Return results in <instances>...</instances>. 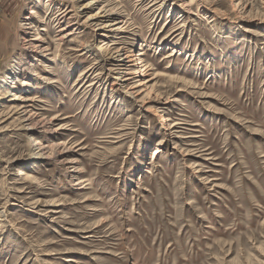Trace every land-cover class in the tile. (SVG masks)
<instances>
[{
	"label": "rangeland",
	"instance_id": "rangeland-1",
	"mask_svg": "<svg viewBox=\"0 0 264 264\" xmlns=\"http://www.w3.org/2000/svg\"><path fill=\"white\" fill-rule=\"evenodd\" d=\"M65 1L0 0V264H264V0L73 1L61 41ZM14 93L63 128H3Z\"/></svg>",
	"mask_w": 264,
	"mask_h": 264
},
{
	"label": "bare ground",
	"instance_id": "bare-ground-1",
	"mask_svg": "<svg viewBox=\"0 0 264 264\" xmlns=\"http://www.w3.org/2000/svg\"><path fill=\"white\" fill-rule=\"evenodd\" d=\"M47 1H50V0H47ZM73 1H78V0H72V1L70 0V2L65 1L67 3L64 4V5H61V7H59L58 11H60V12L57 14V17L55 18L56 24L58 25V29H57L58 33H57V35H59V37L58 38L56 37V38L61 40V41H63L65 37H68L71 34L70 33V31H71L70 29L73 26L72 25L73 21H72V16L69 15V13L71 14V12H72V13L77 14V8L75 7ZM88 6H89V2L86 5H82L83 10L86 7H88ZM34 13H35L34 10H29V12H28L29 15L23 17L22 24H21V27L23 29L22 32H21L22 37H20L22 40H24L27 37V33H28L27 30H34V28L37 27V24H38L39 21H37L35 19L34 15H33ZM97 15L88 16L87 19L85 20V22L89 26L93 27L94 30L101 31V32H99L101 34V36L107 37L108 34H109V30L110 31L112 30L113 32L114 31H118V30H123V28H124V24H122L123 21H115L117 19H111L110 20L111 21L110 24L109 23L108 24H103V22H99L100 20H97L96 17H99ZM119 23H121V24H119ZM117 24H119V25H117ZM75 25H78V21L75 22ZM110 25H114V26L117 25V26L113 27V29H109L108 30L107 27L110 26ZM38 38L39 37H36L34 39H29V41L27 42V43H29L28 46H30L29 49L32 48L31 50H29L28 47L25 46V44H22V46H21L20 53L23 55L24 61H22V63H20L21 67H19V65H18V70H17L18 71V75L16 74L15 76H12V77H14V79H17V81H18V78L21 77V79L19 80V84H20L19 86H21V90L28 89L27 85L29 84V81L32 80L33 76L34 77H39L38 76L39 73L37 72V70H35L33 68L35 66V63L38 60L37 56H39L40 53L46 51L47 49L45 47L42 48V44H37L36 43L37 45H32V43L35 42V41H32V40H38L39 41ZM24 41H26V40H24ZM113 44H116V43H113ZM110 49L114 50L113 51L114 54H118V53L120 54L121 51L125 50L124 47H118L117 48L116 46L115 47L113 46ZM171 55H172V53L170 54V56ZM127 56H130V55H126L125 57H127ZM119 60L120 59H118V61ZM119 75L121 76L120 79L118 78L119 80H122V81L126 80V78L123 79L124 76H122L120 73H118V76ZM11 84L13 85V81H11V83L10 82L7 83L6 86L10 87V86H12ZM10 88H13V87H10ZM129 88H131V87H129ZM126 92H128V91H126ZM8 93L10 94L12 92H9L8 89L5 90V91H2V92L0 91V99H2V97L5 96ZM128 94H130V96H131V94L133 95V92L129 91ZM13 100H16V102H14V104H11L10 108L6 110V113H4V115H6L7 118H11L13 115H15V117H13V119H12L13 121L11 120V122L7 123L3 128L9 129V128L15 126L19 130H23V131H25L27 133H30V132H33V133L34 132H39V133L40 132H45L47 134H54V135L56 133H58V130L63 128V127L54 128L51 125L53 123V120L56 117H52L49 120L48 119L46 120L43 117H42L43 119H38L37 115L34 112H31L30 109H27V106H30V105H26V103H27L26 101L30 100V98H27L26 94L14 93ZM10 113H11V115H10ZM38 117H39V115H38ZM4 120L5 119L0 121V124L5 122ZM160 121H164V119L162 118V119H160ZM38 124H40V128L41 129L38 128ZM1 128H2V126H1ZM37 128L39 129V131H37L38 130ZM50 139H51V137H50ZM33 141L34 142H32V143H34V145L36 146V149H37L36 153L34 154L35 155V159L37 158V159H39L41 161L42 160H47L48 161L49 159H53L54 161H58V163H59V161H61V162L63 161L62 153H64V152H62L61 149L59 151L57 149V147H56L57 145L55 146V148L58 151L56 150V152L54 153L50 149V145L41 144V142L39 143L37 141V139H35V138L33 139ZM44 142H47V141H44ZM49 143H50V141H49ZM63 151H64V149H63ZM68 162L69 163H73L75 161H70L69 160ZM58 163H56V164H58ZM18 173L21 175L20 171Z\"/></svg>",
	"mask_w": 264,
	"mask_h": 264
}]
</instances>
